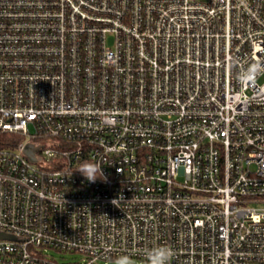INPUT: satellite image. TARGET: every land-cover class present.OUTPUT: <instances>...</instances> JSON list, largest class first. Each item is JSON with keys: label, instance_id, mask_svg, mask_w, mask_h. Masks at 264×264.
<instances>
[{"label": "built area", "instance_id": "built-area-1", "mask_svg": "<svg viewBox=\"0 0 264 264\" xmlns=\"http://www.w3.org/2000/svg\"><path fill=\"white\" fill-rule=\"evenodd\" d=\"M261 204L264 0H0V264H264Z\"/></svg>", "mask_w": 264, "mask_h": 264}, {"label": "clouds", "instance_id": "clouds-1", "mask_svg": "<svg viewBox=\"0 0 264 264\" xmlns=\"http://www.w3.org/2000/svg\"><path fill=\"white\" fill-rule=\"evenodd\" d=\"M81 175L89 182L95 183L97 180L105 181L107 177L104 175L101 166L96 164L86 163L78 170ZM172 250L167 248H157L150 251L148 254L149 264H167L171 258Z\"/></svg>", "mask_w": 264, "mask_h": 264}, {"label": "rangeland", "instance_id": "rangeland-1", "mask_svg": "<svg viewBox=\"0 0 264 264\" xmlns=\"http://www.w3.org/2000/svg\"><path fill=\"white\" fill-rule=\"evenodd\" d=\"M111 41L112 40L110 38L109 39L110 45H111ZM256 207H264V204L256 205ZM51 254H53L55 257H57L59 259H60L61 256L65 257L66 259H70L72 257L71 254L61 255L58 252H52ZM108 264H148V263L138 262V261H134V260H125V259H122V260L111 261Z\"/></svg>", "mask_w": 264, "mask_h": 264}, {"label": "trees", "instance_id": "trees-1", "mask_svg": "<svg viewBox=\"0 0 264 264\" xmlns=\"http://www.w3.org/2000/svg\"><path fill=\"white\" fill-rule=\"evenodd\" d=\"M15 139H17L15 136L4 134L2 136V144L4 146H8V145L12 144L13 142H15Z\"/></svg>", "mask_w": 264, "mask_h": 264}, {"label": "water", "instance_id": "water-1", "mask_svg": "<svg viewBox=\"0 0 264 264\" xmlns=\"http://www.w3.org/2000/svg\"><path fill=\"white\" fill-rule=\"evenodd\" d=\"M0 236H1V237H4V238H6V239H9V240H16L15 237L10 236V235H1V234H0Z\"/></svg>", "mask_w": 264, "mask_h": 264}]
</instances>
